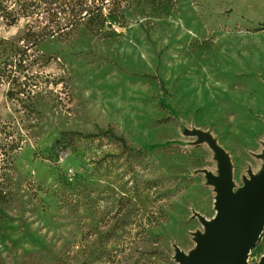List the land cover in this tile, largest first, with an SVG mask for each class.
<instances>
[{
    "label": "rangeland",
    "instance_id": "374dc122",
    "mask_svg": "<svg viewBox=\"0 0 264 264\" xmlns=\"http://www.w3.org/2000/svg\"><path fill=\"white\" fill-rule=\"evenodd\" d=\"M5 4L0 264H180L236 224L224 187L264 180V0ZM107 127L133 150L83 138Z\"/></svg>",
    "mask_w": 264,
    "mask_h": 264
},
{
    "label": "water",
    "instance_id": "95a60500",
    "mask_svg": "<svg viewBox=\"0 0 264 264\" xmlns=\"http://www.w3.org/2000/svg\"><path fill=\"white\" fill-rule=\"evenodd\" d=\"M226 217L235 220L230 229L218 227L219 238L213 244L202 241L199 251L180 264H246V253L255 245L264 228V180L249 187L235 200L229 186L223 189Z\"/></svg>",
    "mask_w": 264,
    "mask_h": 264
},
{
    "label": "trees",
    "instance_id": "16d2710c",
    "mask_svg": "<svg viewBox=\"0 0 264 264\" xmlns=\"http://www.w3.org/2000/svg\"><path fill=\"white\" fill-rule=\"evenodd\" d=\"M85 7H86V8H78V9H76L75 16H76V15H80V14H81V10H83V9H85V10L89 9V6L86 4V2H85ZM87 7H88V8H87ZM92 9L96 10V9H98V8L95 7V8H92ZM92 9H91V11H92ZM89 10H90V9H89ZM89 13H90V12L87 11V12L85 13V15H86V14H89ZM99 14H100V12L98 11L97 14H96V16L99 15ZM0 15H1L2 17H4L5 19L9 20L10 23H13L14 20L16 19L15 11L12 10V9H10V10L8 9V6L5 4V0H0ZM79 17H80V16H79ZM146 77H152V78H155V77H158V76L147 75ZM18 91H19V89H18ZM12 93H13V89H10V90L7 92L8 95H11ZM4 134H5L4 127L1 126V127H0V141H1V139H2V137H3ZM73 134H74V135H80L81 133H80V132H73ZM101 136H102V137H103V136H107V137H109V138L114 139V140H115L116 142H118V143H119L124 149L130 150V151L133 150V148H132L131 146H128V144H127L126 140L124 139V137L121 136V135H117V134H115V133L113 132V129H112L111 127H107V128L104 129V130H103V129H98V132L95 133V134H85V135L83 136V138H90V137L98 138V137H101ZM137 151H139V150H137ZM0 154H1V156H0V171H1V170L5 169V166L7 165L6 162H8L9 157H8L7 152H6L3 148H1V150H0ZM1 177H2V174H0V179H1ZM1 191H2V189L0 188V194L2 193Z\"/></svg>",
    "mask_w": 264,
    "mask_h": 264
},
{
    "label": "bare ground",
    "instance_id": "6f19581e",
    "mask_svg": "<svg viewBox=\"0 0 264 264\" xmlns=\"http://www.w3.org/2000/svg\"><path fill=\"white\" fill-rule=\"evenodd\" d=\"M264 175V174H263ZM231 195H232V197L234 196V193L233 192H231ZM197 245H198V243H197Z\"/></svg>",
    "mask_w": 264,
    "mask_h": 264
}]
</instances>
